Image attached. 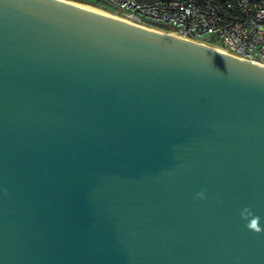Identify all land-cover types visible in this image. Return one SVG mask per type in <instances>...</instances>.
Returning <instances> with one entry per match:
<instances>
[{
    "label": "water",
    "instance_id": "1",
    "mask_svg": "<svg viewBox=\"0 0 264 264\" xmlns=\"http://www.w3.org/2000/svg\"><path fill=\"white\" fill-rule=\"evenodd\" d=\"M245 208L264 228V65L0 0V264H264Z\"/></svg>",
    "mask_w": 264,
    "mask_h": 264
},
{
    "label": "built area",
    "instance_id": "2",
    "mask_svg": "<svg viewBox=\"0 0 264 264\" xmlns=\"http://www.w3.org/2000/svg\"><path fill=\"white\" fill-rule=\"evenodd\" d=\"M132 23L264 65V0H102ZM219 38L224 46L208 42Z\"/></svg>",
    "mask_w": 264,
    "mask_h": 264
},
{
    "label": "clouds",
    "instance_id": "3",
    "mask_svg": "<svg viewBox=\"0 0 264 264\" xmlns=\"http://www.w3.org/2000/svg\"><path fill=\"white\" fill-rule=\"evenodd\" d=\"M197 198L203 199L204 192L197 193ZM241 219L245 221V227L252 232L260 233L264 228H262L260 223V217L255 215L249 208H245L241 212Z\"/></svg>",
    "mask_w": 264,
    "mask_h": 264
},
{
    "label": "rangeland",
    "instance_id": "4",
    "mask_svg": "<svg viewBox=\"0 0 264 264\" xmlns=\"http://www.w3.org/2000/svg\"><path fill=\"white\" fill-rule=\"evenodd\" d=\"M98 5L99 6H101V7H104L105 9H108V10H111V11H114V9L111 7V6H109L108 4H106V3H104L103 1H101V0H98ZM97 8H99V7H97ZM99 9H101V8H99ZM104 10V9H103ZM108 10H105V11H108ZM109 12V11H108ZM208 42L210 43V44H213V45H216V46H224V44H223V42L219 39V38H217V37H211V38H209L208 39Z\"/></svg>",
    "mask_w": 264,
    "mask_h": 264
},
{
    "label": "crops",
    "instance_id": "5",
    "mask_svg": "<svg viewBox=\"0 0 264 264\" xmlns=\"http://www.w3.org/2000/svg\"><path fill=\"white\" fill-rule=\"evenodd\" d=\"M71 1H75V2H78V3H82V4L93 6V7H99L101 9L107 10L104 7H101V6L98 5V3H97L98 0H71Z\"/></svg>",
    "mask_w": 264,
    "mask_h": 264
}]
</instances>
